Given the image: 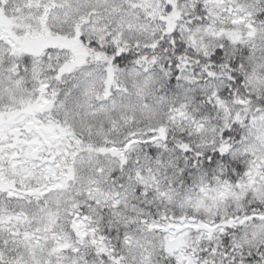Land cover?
<instances>
[{"label":"snow or ice","instance_id":"6c2138e0","mask_svg":"<svg viewBox=\"0 0 264 264\" xmlns=\"http://www.w3.org/2000/svg\"><path fill=\"white\" fill-rule=\"evenodd\" d=\"M0 264H264V0H0Z\"/></svg>","mask_w":264,"mask_h":264}]
</instances>
